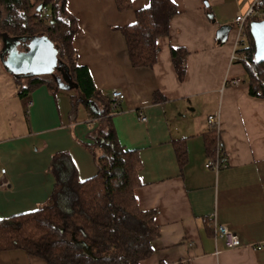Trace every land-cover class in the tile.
Returning <instances> with one entry per match:
<instances>
[{"label": "crops", "instance_id": "crops-1", "mask_svg": "<svg viewBox=\"0 0 264 264\" xmlns=\"http://www.w3.org/2000/svg\"><path fill=\"white\" fill-rule=\"evenodd\" d=\"M173 1L178 13L157 39L156 62L134 67L121 28L134 24L137 10L150 0H132L128 9L116 0H67L78 23V64L103 93L125 94L113 125L121 144L139 152L138 204L156 211L161 228L153 253L140 264H264V97L250 94L246 68L232 58L240 48L235 17L256 0ZM172 47L188 52L183 80ZM6 78L0 70V82ZM13 82L10 92L0 86V162L8 171V183L0 181V218L49 202L55 181L48 168L58 151L71 154L81 179L97 172L86 144L99 118L82 103L72 111L75 90L68 95L42 85L21 97ZM209 116L216 119L225 154L218 170L206 167ZM178 139L187 145L183 167L173 145ZM211 214L239 236V247L229 249L214 237L207 223ZM0 264L47 263L10 249L0 251Z\"/></svg>", "mask_w": 264, "mask_h": 264}, {"label": "trees", "instance_id": "trees-1", "mask_svg": "<svg viewBox=\"0 0 264 264\" xmlns=\"http://www.w3.org/2000/svg\"><path fill=\"white\" fill-rule=\"evenodd\" d=\"M116 3L120 9L132 6V0ZM258 11L259 15L247 17L236 53L246 68L250 94L264 97V60L256 58L252 33V24L264 19V0H259ZM177 13L173 0H150L147 7L137 10L134 24L121 28L134 67L153 66L157 39L169 32ZM77 30L67 0H0V34L27 39L47 35L59 50V73L75 90L72 111L82 103L91 116L99 118L91 134L93 141L86 144L94 154L96 174L81 179L69 152L54 153L48 168L55 181L49 202L0 218V251L22 249L47 264H140L153 253L161 228L156 211L143 210L138 204L135 191L141 185L143 163L138 150L126 148L119 140L111 96L97 89L88 68L77 62L73 46ZM187 54L184 47L171 48L179 80L186 74ZM52 82L47 75H33L27 83H18V94L26 97L42 85L52 88ZM159 99L163 96H156ZM219 140L216 127L204 134L208 158L214 156ZM173 145L183 167L188 161L185 139L174 140Z\"/></svg>", "mask_w": 264, "mask_h": 264}, {"label": "water", "instance_id": "water-1", "mask_svg": "<svg viewBox=\"0 0 264 264\" xmlns=\"http://www.w3.org/2000/svg\"><path fill=\"white\" fill-rule=\"evenodd\" d=\"M256 44V58L264 60V19L252 24ZM4 45V62L21 74L54 75L60 70L59 50L47 35L31 38L10 37L1 33ZM24 45L25 47L21 50Z\"/></svg>", "mask_w": 264, "mask_h": 264}, {"label": "built area", "instance_id": "built-area-1", "mask_svg": "<svg viewBox=\"0 0 264 264\" xmlns=\"http://www.w3.org/2000/svg\"><path fill=\"white\" fill-rule=\"evenodd\" d=\"M258 2L259 0L254 1L253 4L249 6V8L246 10L245 13L239 12L235 17V25H236V29L238 32V40H237L238 44H239V40L241 36L245 32L247 17L252 16V15H259ZM45 10L46 8H44V11ZM232 58L234 60H238L240 58L237 55L236 50L234 51ZM235 82H237V80H235ZM110 96L113 100L112 107L114 111H117L118 106L125 99V94L121 90L113 89L110 92ZM139 117L142 121L147 120L146 116H144L142 113H140ZM209 122L212 127L217 126V122L214 116H209ZM223 155H224L223 148L219 140L216 146L215 154L213 157L208 158L206 162V167L218 170L222 166H225V160L223 159ZM7 173H8L7 168L2 166L0 162V181H4L2 183H4L5 185L8 183ZM207 223L212 228L214 237L223 238L227 248L233 249L241 245L239 236L234 231L229 229L226 225L218 223L216 220L215 214H211V216L207 219ZM261 247L262 246L260 245L259 248Z\"/></svg>", "mask_w": 264, "mask_h": 264}, {"label": "rangeland", "instance_id": "rangeland-1", "mask_svg": "<svg viewBox=\"0 0 264 264\" xmlns=\"http://www.w3.org/2000/svg\"><path fill=\"white\" fill-rule=\"evenodd\" d=\"M244 39V36L241 37V40ZM246 42H244L245 44ZM4 45H3V39L0 37V70L4 72V74L7 76L6 79L2 80L0 82V86L5 87L6 86V92H10V79L14 80L13 84L14 86L19 85L18 83L25 84L28 82V80L31 78L30 74H21L15 70H13L11 67L7 66L4 62ZM22 50V49H21ZM52 79V88L56 90L57 93H63L67 92L68 95L71 94L72 89L70 87V84L67 80L64 79V77L59 73L58 69L55 70L54 75H47ZM9 78V79H8ZM17 83V84H16ZM17 88V86L15 87Z\"/></svg>", "mask_w": 264, "mask_h": 264}]
</instances>
